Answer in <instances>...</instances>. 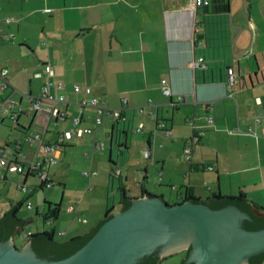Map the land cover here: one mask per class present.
Instances as JSON below:
<instances>
[{
	"label": "crops",
	"instance_id": "obj_1",
	"mask_svg": "<svg viewBox=\"0 0 264 264\" xmlns=\"http://www.w3.org/2000/svg\"><path fill=\"white\" fill-rule=\"evenodd\" d=\"M224 1L223 9L214 10V5L196 6L194 0H0V69L8 70L4 91L11 94L18 88L22 69L18 57L24 63L27 55L37 51L41 64H49L52 74L47 76L37 65L33 71L39 88L30 87L28 95H38L50 82L52 93L64 94L69 101L57 104L68 116L56 119L48 104L35 111L28 99L29 106L23 107L21 95L17 103L30 111L28 125L20 121L21 116L27 118L23 113L13 119L1 110L0 125L8 117L22 137L34 133V125H45L43 142H55L59 133L71 128L69 116L81 108L82 95L72 90L73 84L88 86L87 98H96L98 104L82 108L81 126L93 132L63 141L57 163L64 164L56 170L55 165L45 166L51 186L56 181L65 190L63 175L57 172L73 162L79 147L91 155L83 165L84 177L83 172H95L94 167L107 168L103 161L107 153L125 188L128 176H123V168L131 165L130 160L144 174L146 192L151 166L166 183L164 187H179L176 194H154L167 203L180 201L187 188L196 197H209L195 193L201 186L228 196L241 190L250 201L264 206V0ZM34 14L44 16L47 23L32 26L29 20ZM31 27L36 33H31ZM199 57L204 58V67L198 64ZM228 67L236 76L233 86L226 81ZM57 82H63L64 88H57ZM100 108L119 110L124 120L116 122L112 115L100 113ZM97 116L101 123L95 121ZM17 139L5 135L0 150L12 149ZM187 146L192 152L185 158ZM35 148L34 143H23L21 151L30 159ZM110 172L111 168L108 182ZM106 174L98 173V182ZM2 175L6 180V174ZM22 176L26 184L32 174ZM36 187L27 185V194ZM70 207L66 210L72 214L75 208ZM99 220L95 218L94 224ZM68 230L71 237L83 233L72 225L59 232Z\"/></svg>",
	"mask_w": 264,
	"mask_h": 264
},
{
	"label": "water",
	"instance_id": "obj_2",
	"mask_svg": "<svg viewBox=\"0 0 264 264\" xmlns=\"http://www.w3.org/2000/svg\"><path fill=\"white\" fill-rule=\"evenodd\" d=\"M18 204L0 218V264H153L185 249L181 264H256L264 254V216L244 198L167 203L144 192L80 236L41 233L22 247L11 236Z\"/></svg>",
	"mask_w": 264,
	"mask_h": 264
},
{
	"label": "rangeland",
	"instance_id": "obj_3",
	"mask_svg": "<svg viewBox=\"0 0 264 264\" xmlns=\"http://www.w3.org/2000/svg\"><path fill=\"white\" fill-rule=\"evenodd\" d=\"M47 23L44 16H41L40 14H34L31 16V19L29 20V23L35 24L37 26H40L43 23ZM37 30H35L33 27H31V33H36ZM41 40V39H40ZM13 55H17V53L11 52ZM27 53V52H26ZM40 52H35L33 54H29L26 56L25 61L23 63L22 57H18L22 62V69L18 73L17 82H18V88H14V90L9 94L10 92L7 90L3 93H0V101L2 99H5L6 97H9L11 100L17 103L19 100V96L24 95L22 106L28 107V89L32 87L33 89H37L38 87V76L35 75V71L37 70V65L39 63H42L40 61L41 59L38 58ZM40 61V62H39ZM34 66V68H33ZM21 68V66H20ZM35 69V71H33ZM38 70H40L38 68ZM39 88V87H38ZM16 100V101H15ZM21 107V106H20ZM22 108V107H21ZM1 120V119H0ZM30 120V117L25 118L24 116L20 117V121H24L25 124L28 125V122ZM14 128V129H11ZM7 135V138L9 139H22L23 132L16 127V124L9 119L8 117L4 116L3 123L0 125V143L3 142V139ZM4 136V137H3ZM18 140V139H17ZM16 140V141H17ZM15 141V142H16ZM14 142V143H15ZM13 143V144H14ZM107 151V149H106ZM117 150L114 149V156L118 158ZM91 155L86 156V153L83 149H80L79 147L76 148L74 152V159L73 162L68 164L66 167H62L57 172L58 175H63V184H65V190L63 191L61 186L55 181L51 187H46L41 190L40 184L38 182V179L35 176H30L27 178L26 184L28 186L35 185L36 191L28 194L23 192L21 189H19L20 184L23 183V176L26 172V168L24 169L23 173H15V172H8L4 168H0V216L6 212V210L9 207V203L13 204L20 200H24L22 205L18 208L17 216L18 218L26 219L30 218L31 222L28 224H25L23 227V232L30 233V232H36V231H43V230H55V239L56 240H67L71 238V235L73 233H70V230L65 232V234H59V230H66L68 225H72L76 228H78V232H86L95 221V218H103L105 215V209H106V199L108 195L107 185L108 182V171L110 169V163L108 160V154L103 158L104 166L107 167L105 169H97L94 167L95 173L92 177H89L86 175V177L81 175V172L83 169L86 170V166H83L84 163L90 159ZM145 159V158H144ZM146 160V159H145ZM65 161H61L56 164H51L50 167L53 165L54 170H56L60 164H62ZM131 165L128 163V166L123 168V176L127 175L128 178L126 181V191L127 194L132 197L136 198L140 195L141 192V185H144V174L139 171L138 164L134 163V161L130 160ZM64 164V163H63ZM101 170V171H100ZM156 169L151 166L150 171L148 173V181L145 183L147 186V191L150 193H165L168 195L171 191H173V194H176L179 191V187H164L163 181L161 180L160 174L155 171ZM106 174V178L102 179V181L98 182V173ZM78 172L80 175H78ZM51 173V172H50ZM6 174V180H4L3 175ZM165 176V175H164ZM80 177H83L80 178ZM160 177V178H159ZM94 179V182L91 183L88 179ZM178 178V181L180 178ZM91 179V180H92ZM88 181V182H87ZM138 182H141V185H138ZM178 185L180 182L177 183ZM177 185V186H178ZM213 189L217 190L215 187V184L213 183ZM28 189V188H27ZM54 192V193H53ZM213 191H207L203 187H197L195 190V193L200 196H206L212 195ZM112 195V194H111ZM61 202V210L59 213V217L56 220L49 221L47 223H44L42 220L41 215L36 214V210H38V213H41L43 210V199L50 198L54 202H59L60 197H62ZM120 194L118 192L113 191V195L109 197V205L113 203H117L119 200ZM113 197V199H112ZM26 198V199H25ZM27 203H31L32 207L28 208ZM69 205H72L75 209L72 214H69L66 210ZM82 219V221L78 219ZM97 220V219H96ZM14 237L15 244L17 247H21V245L24 244L25 238H22L21 235L16 234ZM182 260V254L181 253H175L171 256H168L164 260L161 261L159 264H181Z\"/></svg>",
	"mask_w": 264,
	"mask_h": 264
},
{
	"label": "built area",
	"instance_id": "obj_4",
	"mask_svg": "<svg viewBox=\"0 0 264 264\" xmlns=\"http://www.w3.org/2000/svg\"><path fill=\"white\" fill-rule=\"evenodd\" d=\"M208 3H210V0H194V4L196 6L204 5L206 6ZM7 21H10V19H7ZM198 64L202 67L205 66L204 58L199 57L198 58ZM38 67H40L44 73L47 76H50L52 74V69L49 64L42 65L41 63L38 64ZM8 70L6 68L0 69V93H3V91L7 88V77ZM39 76H43L44 74L42 72L38 73ZM227 83L229 86H233L236 83V76L234 74L233 67H228L227 69ZM52 86L53 84L50 82H46L38 95H28L29 103H30V109L39 111L43 108L45 104L49 105L50 114L54 116L56 119H64L66 118L67 111L65 108H60L57 106L58 103H64V105H67L69 103L66 95L64 94H53L52 93ZM57 88L63 89L64 83L63 82H57L55 84ZM72 90L76 94L82 95V98L79 100V105L81 106L80 110L78 111V114L74 116H69L71 120V128L65 131H62L59 133V140L55 142H43V135L46 131L45 125H34L35 131L32 134H26L22 139H18L12 146V149H1L0 150V168H5L9 172H15V173H23L24 169L26 168V172L34 175L37 179L39 184L42 187H49L51 186V182L47 179L45 166L50 164H55L58 162L59 159V151L61 150V146L63 144V141L71 139V137L76 135H83V134H91L93 132L92 128L89 127H83L81 126L82 122V115L83 110L82 108L86 105H93L96 106L98 104V100L96 98H87V96L90 95L91 89L88 86L79 85V84H73ZM0 110L3 114L9 115L13 119L16 118L20 113H23V109L20 107L18 103H15L13 100H11L9 97H6L5 99H2L0 101ZM100 113H105L112 115L115 120H124V117L122 116L121 112L119 110H109L105 108L99 109ZM259 118H255V121H258ZM97 123L102 122V118L100 116H97L95 119ZM23 143H34L36 144V148L34 150L32 158L28 159L26 154L21 151V146ZM192 149L191 146H187L184 148V156L185 158H188L191 154ZM144 155L146 158L150 155V150L148 148L145 149ZM25 172V173H26ZM89 172H83V174L86 176ZM91 174H95L96 172H90ZM19 186V189H21L23 192H27V185L25 183H22ZM27 207L30 208L31 205L28 203ZM70 209H73V207H70ZM82 221V219H78ZM29 233L23 232L22 237L26 238V236ZM61 234V232L59 233Z\"/></svg>",
	"mask_w": 264,
	"mask_h": 264
},
{
	"label": "trees",
	"instance_id": "obj_5",
	"mask_svg": "<svg viewBox=\"0 0 264 264\" xmlns=\"http://www.w3.org/2000/svg\"><path fill=\"white\" fill-rule=\"evenodd\" d=\"M213 5L216 8L214 10H217V8L219 10V9H223V7H225L226 3H225L224 0H220V3H213V1H212V2L208 3L206 6H204V5H200V6H203V7L211 6L212 7ZM118 121H121V120H116V122H118ZM109 163H110V168H111V172H110V175H109V177H110L109 187L110 188L108 189L107 204H106L105 215H104L105 217L107 215H109V214H112L113 212H115L117 210H120L125 205V203L130 202V200L132 198V197H130L127 194V191H126V188H125V184H124V179H122V177L120 176V173L117 170L116 164L114 163V161L112 159H109ZM88 176H92V174L89 172ZM40 188L42 189L43 187L40 185ZM115 190H116V192H118L120 194V196H119L120 198H119L117 203H113V204L109 205V197L113 195V191H115ZM141 190H142L143 193L146 192L143 185H141ZM25 193H28V191L25 192ZM228 197L236 198V199L244 198V200L248 202V207L252 210V212L255 215L264 216V206L258 205L257 203L250 201L247 198L246 194L244 192H242L241 190H239L236 195H230V196L221 195V194H218V193H213L211 196L206 197L204 199H208V198H228ZM197 198L201 199V198L196 197V196L193 195V190L191 188H187L186 194L184 195V197H180V201H183V200H194V199H197ZM112 199H113V197H112ZM23 201L24 200H20L19 204L17 205V207L10 213L11 216L14 219L19 221L13 227L12 232H11V236H15L16 234L22 235L23 231H24L23 230L24 225L31 222L30 218L22 219V218H18V216H17L18 208L22 205ZM15 204L16 203L10 204L8 209L6 210V212H4V214H2L0 216V218L4 217L11 210V206L15 205ZM29 204L31 205V203H29ZM42 206H43V210L41 211V213H38V210H36V214L37 215H41L42 220H43L44 223L56 220L58 218L60 210H61V203L60 202H50V201H47V200L44 199L43 203H42ZM31 207H32V205H31ZM102 219L103 218H101L100 220H102ZM41 233H46L52 239L56 240L55 239V231L53 229H51V230H43V231H36V232H30L26 236L25 239L27 241L31 237H33L35 235H38V234H41ZM82 234H80V235H82ZM80 235H76V236H73L71 238H74V237H77V236H80ZM71 238H69V239H71ZM69 239H67V240H69ZM67 240H62V241H67ZM56 241H60V240H56ZM21 247H22V245H21ZM186 252H187L186 249L181 251V253L183 254V257L186 254ZM164 259L165 258H160L159 260L155 261L153 264H159ZM181 263H182V260H181ZM256 264H264V254H263L261 260L259 262H257Z\"/></svg>",
	"mask_w": 264,
	"mask_h": 264
}]
</instances>
